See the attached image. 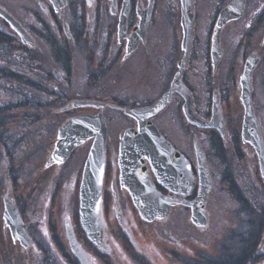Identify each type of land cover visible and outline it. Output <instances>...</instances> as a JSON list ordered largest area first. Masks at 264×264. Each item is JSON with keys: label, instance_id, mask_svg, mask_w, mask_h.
I'll use <instances>...</instances> for the list:
<instances>
[{"label": "flooded vegetation", "instance_id": "1", "mask_svg": "<svg viewBox=\"0 0 264 264\" xmlns=\"http://www.w3.org/2000/svg\"><path fill=\"white\" fill-rule=\"evenodd\" d=\"M202 1L190 0L191 34L188 46H185L183 45L184 27L182 24L183 0H0L2 11L0 12V74L12 71L11 73L15 74L20 84L31 80L37 89L35 95L37 91L42 95L45 94L43 87L46 86L43 80L50 74L55 79L52 87L60 83L70 84L75 62L72 52L77 48L81 49L80 52L83 54L88 83H96L99 77L104 76V71H111L113 77L120 78V70L123 67L130 69L143 62H146L147 65L144 64L148 69L158 70L157 79L163 82L158 92L142 98L133 95L120 96L116 93L105 95H93L92 93L85 96L76 93L68 97L69 101L61 107V111L72 113L66 116L57 126L58 128L70 117L86 113L102 114L107 128L99 211L100 240L94 243L87 238L78 216L79 226L89 244L85 247L86 251L83 250L86 254L84 261L77 259L73 253V256L70 253L69 256L67 255L68 260L64 257H57L50 249L46 251L40 246L44 240L51 245L58 241L57 238H61L60 235L65 234L67 237L68 226L74 234L72 219L67 213L66 201L63 205L64 213L60 219L57 214L61 206L59 198L61 196L65 198V192L61 187L56 190L54 187L58 183L67 185L68 181L74 178L76 185L79 167L73 172H68V175L63 173L62 176L61 173L68 168L67 165H69L73 152L88 143L89 148L93 141V137L87 138L77 145L63 161L59 162L52 158V150L58 137L57 128L53 147L45 161L48 171L50 169L52 171L48 172L47 178L37 179L34 185L39 188L21 192V196H28L24 197L27 202L21 206L16 198L20 197L19 194L14 197L7 188L2 193L0 264H16L15 262L20 260L26 264L31 262L33 264H119L121 255L134 260L136 264L138 260L150 263L146 246L148 240L145 235H148L152 224L161 222L174 209H186L185 211L188 210L189 214L191 210L183 203L172 204L165 216L144 220L132 201L130 184L134 185L133 182L137 184L139 180L136 176L133 177L134 175H130V179L121 176L120 144L126 130L139 131V127H151L145 123L148 120L157 128L162 138L185 157L194 178V183L187 192H183L185 187L181 184V180L176 183L167 181L166 185L160 183L145 156V171L157 192L163 195H173L183 200H192L196 196L199 181L196 145L204 156L211 188L212 173L208 164L210 152L217 154L215 157H218V163L222 167L229 164V154H240L241 157H235V163L242 162L241 166L245 170L251 171L254 167L258 168L260 175L258 178L263 182L264 171L260 169L255 148L251 142L244 141L241 136L244 115V105L241 99L243 88L241 74L247 58L252 57L255 62L250 73V94L264 144V122L258 116L254 105L257 79L264 84V68L259 69L264 60V0H208L211 7L207 16L204 17L206 23L204 27L199 25L205 13ZM219 18L223 19L221 24ZM200 30L205 33L204 38H201ZM230 32L240 35V39L235 44H231L227 37ZM163 33L168 35L165 45L152 43L153 39L159 40L158 36ZM7 53L12 58L14 56L15 64L7 61L9 57ZM46 53H49L52 59L57 60L61 66L59 69L61 73L54 69L51 72H45L42 69L41 60L43 54L46 55ZM177 72L182 90H175L172 98L163 107L144 116H140L141 113L137 116L131 112L133 109L155 103L170 88L171 81ZM59 91V89H53L50 92L51 97L44 95L45 102L56 100ZM186 97L189 98V108L194 116L201 120H209L215 110L219 114L220 122L217 119L213 126H201L188 121L183 109ZM39 99H42V96L38 97ZM83 100L91 101V103L78 104ZM37 103L39 104L40 101ZM19 104L17 108L26 109L24 107L26 105H22L23 102ZM35 108L30 107V109ZM83 108L90 110L83 111ZM110 111L111 114L108 113ZM9 114L13 115V113L0 115V120L8 119ZM51 115L54 113L52 112L48 117ZM117 118L123 120L124 123L119 124L120 128L116 129V136H111L110 122H117ZM139 120L144 124L143 122L140 124ZM166 121L176 123L168 124ZM177 124L188 130L192 136V142L188 143L185 148L174 137L172 127ZM215 127H223L222 134ZM43 131L40 127L36 133L41 135ZM203 136L215 138L208 140V149L203 146ZM45 137L50 138L49 130ZM175 158L177 157H172L176 163L174 169L183 170V164ZM84 161H82L83 165ZM82 169L83 166L80 170V181ZM40 172L36 173L37 177L41 174ZM226 172L225 176L229 174V170ZM56 175L61 176V178L58 176V182L55 181L54 176ZM80 181L77 183L78 195ZM53 191L55 198L50 205L47 217L46 206L40 201L45 198L46 194H52ZM5 199L13 203L21 224L25 225L27 244H24V229L13 230L5 218ZM69 209H71L70 205ZM207 214H209L208 210ZM44 219L46 220L42 226L40 222ZM138 227L141 228L139 231ZM198 227L203 228L204 226ZM159 243L163 244L169 253L174 254L184 246L175 235L167 240L161 238ZM10 245H14L15 249L11 250Z\"/></svg>", "mask_w": 264, "mask_h": 264}, {"label": "rangeland", "instance_id": "2", "mask_svg": "<svg viewBox=\"0 0 264 264\" xmlns=\"http://www.w3.org/2000/svg\"><path fill=\"white\" fill-rule=\"evenodd\" d=\"M203 1V12L205 13L200 20L201 22L199 25L201 27L206 26L204 17L207 16V13L211 7L208 0H205L204 2ZM199 32L201 38H204L205 33L202 30H200ZM164 33L158 36L159 40L153 39L152 43L165 45L164 43L167 42L168 35L166 36L164 35ZM228 34L229 35L227 37H229V41L231 44H235V42L240 39V35L238 34L235 35L233 32H230ZM198 47L200 49V46ZM80 51L81 49L77 48V50L72 52L75 62L73 64L70 84L68 83L66 85L65 83H60L56 84V87H52L51 85H54L53 82L55 79L51 74L47 75V77H45V80H43L46 86L45 88L43 87L45 92L44 95L46 97H51L52 93L50 94V92L53 89L60 90L59 93H57L58 96H56V100L52 99L51 101H49L47 99L48 102H45L44 95H42L41 92L40 94L39 91H37V95H35V91L37 89L34 87L35 90H32L31 93H29L31 94V96L34 95V98L29 99V105L24 106L26 109L22 110L20 108H17V106L11 111V114L13 113V117L11 119L12 121L9 122V120L6 119V121L4 122L8 125V127L3 128L4 130H2V135L0 133L1 139L5 140L11 138L15 141L16 139H18L17 141L19 142L20 147H17L19 148V155H17L16 153H13L14 146H4V143L0 144V204H2V193H4V190L6 188L9 189L10 193L15 197L17 194L20 195L21 192H25L28 189H34L36 187L39 188L38 186L34 185V183H37V179L47 178L46 176H49L48 172H51L52 169L48 171V167L45 166V161L47 159L46 156L49 155V151L53 147L54 138L56 136L55 132L58 128L57 126L66 118V116L72 113L61 111V107L68 103V97H70V95H74L76 93L81 96H85L86 94L90 95L92 93L93 95L116 93L120 96L133 95L142 98L144 96L152 95L151 93L158 92L163 85V82L157 79V73H159L158 70L155 71V68L148 69V67L146 66V62L136 65L135 67L130 69H125L123 67L120 70V78L113 77L111 71H104V76L99 77L96 83H88V81L86 82L87 74L85 61L83 58V54ZM7 56H9L7 57V61L9 63L15 64L13 60L15 58H12L9 53H7ZM41 61V65L43 66L42 69L45 70V72H51V70L54 69L55 71H59L61 73V71L59 70L61 67L60 64L57 62V60L52 59L49 53H46V55L43 54ZM263 66L264 60L259 66V69L264 68ZM0 79L5 81L4 79H2V77H0ZM14 81H17V79L15 78ZM2 85L3 84H0V93H3V95L5 96L0 105L2 110L5 109L4 106L9 104L10 101L17 102L18 100L19 102L20 99L21 102H23L22 98L27 90L22 87V84L16 83V88H5L2 87ZM263 86L264 84L257 79L254 105L258 116L262 119V122H264ZM20 90H22L23 93L20 92L22 93V95L19 97L18 95H16V93H18ZM40 96H42V99L38 100V97ZM6 97L10 100H5ZM38 101H40L39 104L37 103ZM47 104L50 106H48ZM32 106L36 108L30 109V107ZM82 110L89 111L90 109L83 108ZM2 112L3 113H1L0 115H5L6 113H8V111ZM52 112L54 113V115L48 117V115H50ZM108 113L111 114L112 112L110 111ZM121 123H124L121 119H118L117 122H110L111 127H109V129L111 136H116V129L120 128L119 124ZM166 123L175 124L176 122L173 123L171 121H166ZM117 125L119 127H115ZM40 127L43 128L44 131L41 135H37L38 132L36 133V131ZM172 128L174 131L175 139H177L184 148L188 143L192 142L191 134L184 127H181L177 124ZM48 130L50 132V138L45 137ZM43 135L44 137H42ZM212 138L213 137L209 138L207 136H203L202 143L204 147H207V149L209 147L208 140ZM88 146L89 143L73 152V155L71 156V159L68 163L69 165H67L68 168H65L66 170H63L61 173L62 176L63 173L65 175H68V172H73L79 167V172L76 177V185L74 178L73 180L68 181L67 185L58 183L54 187L55 190L61 187V189L63 188L62 191L65 192V198L64 196H61V198H59L61 205L59 210L57 211V214H59V219L60 216L64 213L63 205L66 201L68 204L67 213L70 214V217L72 219V229L77 238V241L81 243L83 250L85 249L84 251H86L85 247L89 244L85 239L86 237L83 236L84 232L79 226L78 222L77 209L79 198L77 183L80 181V170L83 166L82 161H84V158L86 157L87 150L89 149ZM231 152L233 153L232 150ZM216 155L217 154H213L212 152H210L208 157V164L211 167L212 173V188L209 192L206 202V208L209 213L208 224L203 228H200L192 223L189 217V211H185L186 209H174L172 210V212H169L161 222L152 224L151 230L148 228V235H145L146 239L148 240V243H146L148 245L146 246L151 264H181L182 262L179 260V257H181L182 255H190L194 257L196 256L197 251L200 250L205 253L214 255V253L217 252V249L219 248L222 241L225 240L227 243H229V237H231V240L235 239L236 233H244V230H247L249 226H254L253 224L247 223V220L253 219L255 220V222H259L258 214L264 213V177L263 182L258 178L260 176L259 171H257L258 168L254 167L251 171L249 169L245 170L241 166L242 162L235 163V157H241L240 154H229V164L227 163V165L223 167L218 163V157L216 158ZM223 168H225V170ZM228 170L229 174H227V177H229L226 178L225 175L227 173L226 171ZM38 171H41L39 177L36 176V173ZM58 176L61 178L60 175L54 176L56 182H58ZM27 193L30 194L29 191H27ZM54 193L55 192L53 191L52 194H46L45 198L40 201L41 204L46 206L45 214L47 217L49 215L50 205L53 203V200L55 198ZM21 195L20 197H16L20 206L27 202L24 198L27 195ZM69 205L71 206V209H69ZM45 220L46 219H44L43 222H40L42 226H44ZM139 228L140 227H138V231ZM156 235H158V237ZM174 235L177 236L184 245L182 248H179L176 254L169 253L167 250H165L164 245L159 243L161 238L167 240ZM60 236L61 238H57L58 241L56 243L50 245L47 244L45 240H42L43 242H41L40 246L44 247L46 251L50 249L53 253L56 254L57 257H64L68 260L67 257L70 254L73 256V254L68 246L66 235L64 234V236ZM119 243L121 242L119 241ZM10 246L11 250H13L14 245ZM15 263L26 264V262H24L23 260ZM30 264H33V262H31ZM119 264H136V262L132 259H129L125 255H121L119 256Z\"/></svg>", "mask_w": 264, "mask_h": 264}, {"label": "water", "instance_id": "3", "mask_svg": "<svg viewBox=\"0 0 264 264\" xmlns=\"http://www.w3.org/2000/svg\"><path fill=\"white\" fill-rule=\"evenodd\" d=\"M190 0H183L182 24L184 27L183 45L188 46L191 34V12ZM2 13V11L0 10ZM223 15V14H222ZM221 18V17H220ZM219 18V20H220ZM223 18V16H222ZM220 20V24L223 22ZM215 38V37H214ZM255 60L248 57L241 74L242 93L241 99L244 105V115L241 136L244 141L253 144L258 156L260 169L264 171V144L257 124L251 101L250 73ZM175 90L181 91L182 84L178 78V72L171 81L170 88L153 104L131 112L138 116L148 115L163 107L173 96ZM91 101H79L78 104H88ZM184 114L188 121L201 126H213L219 119V114L214 109L209 120H201L194 116L189 108V98L183 106ZM143 114V115H142ZM139 116V117H140ZM142 124L143 121H140ZM151 127H139V131L126 130L120 144L119 165L121 176L130 179V175L139 180L137 184H130L132 201L138 210L139 215L144 220H151L155 217H163L167 213L170 205L183 203L190 207L191 221L197 226H205L208 222V214L205 206L206 197L211 189V180L208 173L205 159L202 152L196 145V155L198 162V190L192 200L179 199L173 195H163L154 189L153 183L145 171L146 156L152 165L154 173L160 183H176L181 180L187 192L194 178L190 172L189 163L183 155L175 150L171 144L162 138L157 128L148 120L145 121ZM144 124V122H143ZM222 134L223 127H215ZM107 128L104 124L102 114H78L70 117L58 128V137L52 150V158L59 162L63 161L68 154L79 144L89 137L93 141L89 147L82 169V177L79 185V222L87 238L97 243L101 237V222L99 219L101 203V184L105 160V139ZM139 151V152H138ZM183 164V170L174 169L176 163L172 157ZM130 183V182H129ZM187 188V189H186ZM5 218L13 230L24 229V244H27L28 237L25 233V225L21 224L20 217L10 200L5 199ZM22 227V228H21ZM67 242L71 252L77 259L84 261L86 254L76 240L71 227L67 228ZM264 264V261L261 263Z\"/></svg>", "mask_w": 264, "mask_h": 264}, {"label": "trees", "instance_id": "4", "mask_svg": "<svg viewBox=\"0 0 264 264\" xmlns=\"http://www.w3.org/2000/svg\"><path fill=\"white\" fill-rule=\"evenodd\" d=\"M14 57V56H13ZM12 71L8 73H1L0 76L5 81L1 80L0 84H3L2 87L8 88H16V83L19 84V81H14L16 78L15 74L11 73ZM11 73V74H10ZM12 75V76H11ZM16 82V83H15ZM22 87H24L27 91L23 95L22 101L23 106L24 104L27 106L29 105V99H31L34 96H31V91L35 90V86L32 83L31 80H27L26 82H22ZM16 90V89H15ZM14 90V91H15ZM17 92V91H16ZM23 91L20 90L16 95L19 97L22 95L20 93ZM14 93V92H13ZM15 95V94H13ZM17 96V97H18ZM3 93H0V103H2L4 99ZM9 99V98H5ZM10 100V99H9ZM21 100L19 99V102H11L7 104L5 109H1L0 107V114L3 113L2 111H8V113H11L13 109H15L18 105L20 106ZM8 113H6L8 115ZM8 117V116H7ZM13 115L8 117L9 122H11ZM6 119L0 120V133L2 135L3 128L8 127L7 124L4 122ZM0 135V144L4 143V146L12 145L14 146L13 153H18L17 147H20L18 139L13 140L11 138L8 139H1ZM13 154V155H14ZM19 155V153H18ZM228 178L227 176H225ZM228 182V181H227ZM243 200V198H242ZM259 222H255V220H247V223L253 224L254 226H249L247 230H244V233H236L235 239L231 240V237L228 238L229 243H227L225 240L222 241L219 248L217 249V252L214 253V255H211L209 253H205L202 250L197 251L196 256L192 257L190 255H182L179 257V260L182 262L181 264H260L264 261V241H263V233H264V213L258 214ZM238 234V235H237ZM138 264H150L146 261L138 260Z\"/></svg>", "mask_w": 264, "mask_h": 264}, {"label": "bare ground", "instance_id": "5", "mask_svg": "<svg viewBox=\"0 0 264 264\" xmlns=\"http://www.w3.org/2000/svg\"><path fill=\"white\" fill-rule=\"evenodd\" d=\"M80 244V243H79ZM80 246H81V244H80ZM82 248V247H81Z\"/></svg>", "mask_w": 264, "mask_h": 264}]
</instances>
